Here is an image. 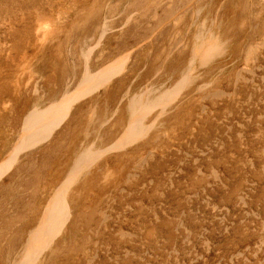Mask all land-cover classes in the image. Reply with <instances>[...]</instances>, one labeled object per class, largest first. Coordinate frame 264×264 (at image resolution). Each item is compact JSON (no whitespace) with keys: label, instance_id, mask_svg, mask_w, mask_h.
<instances>
[{"label":"rangeland","instance_id":"rangeland-1","mask_svg":"<svg viewBox=\"0 0 264 264\" xmlns=\"http://www.w3.org/2000/svg\"><path fill=\"white\" fill-rule=\"evenodd\" d=\"M111 1L0 0V162L17 142L22 126L43 109L49 100L46 97L59 92L64 80L71 76V47L76 52L74 82L80 80L84 47L91 49L89 38L96 41L101 35L98 26L103 19H109ZM151 1L154 2L134 0L124 14L113 17L117 26L127 13L135 14L141 24L138 33L143 37L160 29L152 46L132 53L128 60V66L137 70L134 73L142 86L146 76L151 78L153 69L161 64L163 48H169L177 27L198 25L204 39H213L207 26L216 19L215 8L210 13L209 9L204 10L209 6L196 7L193 0H174L159 8ZM40 17L58 28L54 40L42 49L38 44ZM236 19L240 25V16L226 13L223 24L218 23L212 57H207V51L200 54L199 49L177 52L169 74L179 98L170 103L161 118L154 120L155 111L145 117V148L129 157L114 154L102 161L100 158L95 162L97 172L93 177L87 180L83 175L77 179L74 186L85 184V189L68 210L67 215L72 218L66 215V230L63 235L61 231L57 234L58 253L50 264H264V49L259 50L255 64L246 57L251 45L263 41L264 29L259 35L249 34L243 26L233 31L229 25ZM134 25L128 27L129 42H134ZM109 35H101L103 40L106 38L102 46L91 51L93 60L99 53L112 52V47L106 51L104 48ZM139 80L130 84L134 85V96L142 87ZM160 81L169 83L162 76ZM195 81L202 85L198 92ZM36 86L38 93L33 92ZM151 96L157 97L158 93ZM149 98L144 103L154 101ZM180 99L184 102L182 107ZM101 107L103 104L98 102L97 110ZM102 131L106 136H102ZM80 132L64 135L62 144L52 153L42 151L43 147L19 155L18 164H24L21 171L15 167L8 171L11 174L5 186L0 187V224L12 235L7 241L0 238V264L5 263L8 252L21 249L23 235L35 229L31 227H38L49 212L46 197L72 170L74 162L68 157H82L86 146L83 140L92 139ZM110 133L100 129L94 139L107 142ZM80 162L83 160H77ZM49 185L54 189L49 190ZM43 203H47L45 208L31 212L34 205Z\"/></svg>","mask_w":264,"mask_h":264},{"label":"bare ground","instance_id":"bare-ground-1","mask_svg":"<svg viewBox=\"0 0 264 264\" xmlns=\"http://www.w3.org/2000/svg\"><path fill=\"white\" fill-rule=\"evenodd\" d=\"M173 1L174 0H154V2H152V1L151 2L154 3L155 8H159L161 6H164L166 3L171 4ZM133 2H134V0H112L111 1V5L107 9V11L109 13V19H103L102 18L103 20L100 23V25L98 26V29H99L101 35L105 34L106 32L110 33V35L108 36V39L106 40V42L108 41V43H107V45L104 46V48L106 51V48L112 47V52L107 50L108 52H106V54L105 53L104 54L99 53L95 57V59L93 60V58L91 56L92 55L91 51L97 49V47H99L100 45L102 46L104 44L103 41H105L106 37L103 40V36L98 35L99 37L96 41H95V38H89V43H92L93 47L91 49H89L87 46L84 47V51H83V54L81 57V59H83L84 63L82 65L83 68H82L80 80H78L77 82H74L76 75H77L76 74V69H77L76 68V60H75L76 52H75V48L74 49L72 47L70 48L69 57L71 60L70 59H68V60H70L72 63L70 66L71 76L65 80L63 79L64 82L62 83V86H60V87H62L60 89V91L57 93H54L52 95V97H46L49 100H47V102L43 105V109L40 112L34 113L31 116V118L26 122V124L24 126H22L23 128L21 129V131L18 134L17 142H15L11 151L9 150L10 151L9 154L6 157H4L5 159L1 160V162H0V187L3 188L5 186L4 182H5L6 178L9 177V175L11 174V172L8 173V171L12 170L15 167V169L18 172H20L21 168H23V166H24V164H18L19 163L18 162V156L19 155L24 154V153H29V152H32L34 150H39L43 147L44 148L42 149V151L47 152V153L48 152L52 153L56 149V147H59L62 144V142L64 140L63 136L64 135L68 136V134L73 133L74 130L81 131L80 133L84 134L85 138H88V137L92 138V139H89V141L87 139L83 140V142L86 143V146L84 148V151H83L84 153H83L82 157H80L78 155L77 156L72 155V156L68 157V158H70V160H72L71 162H74L73 167H71L72 170L66 172L65 178H61V182H60V184L59 183L57 184L56 189L54 190L53 194L48 195L46 197L47 200L49 201V207H48L49 212L44 216V218L41 221L39 220L40 224L38 227L37 226L31 227V228H33V229L35 228V229L32 232H29L27 235L25 234L26 235L25 237L23 235L22 238L24 239V243L22 242L23 245L21 244L22 247L20 250L17 249L18 251L16 250L14 252V250H13V251L8 252V254L5 258L4 264H50L52 256L54 254L56 255L58 253L57 234L59 231H61V234L63 235L64 234L63 232H65V230H66V224H67L66 215L68 212L70 213V211H68V210L75 206L74 204L77 202L78 195H80L84 191L83 189H85V187H84L85 184L83 185V187L81 186L78 188H76L74 186L75 183L77 182V179L83 175H84V177L85 176L87 177V180L89 178L93 177L94 174H96V172H97V170H95L96 169L95 168V162H96V160H98L100 158L102 161L103 157L104 158L105 157H113L114 154H124L123 156L129 157V156L133 155V153H135L136 151H139V150L141 151L145 148L143 138L145 137V133L148 130V126L146 124H144L145 123L144 122L145 117L151 113L150 111H155V113L157 114V117L154 120L161 118L163 115H165V113H167L166 109L168 107H169L168 109H170V106H169L170 103L172 101H174L175 99L179 98L177 96L178 93L176 91L177 90L176 86L174 85V87L172 88V83L170 82L171 76L169 74V69L174 64V61L176 60L175 57H176V54L178 51H179L178 53H182V52L184 53L185 49H188V48H190L191 50L192 49H199L200 54L205 55V53L209 52L207 57H210V56L212 57L213 56L212 50L214 49V51H216V47H214V43L212 44V40H215V38H217L216 36L218 35L217 34L218 33L217 32L218 31V23L221 22L220 24H223L224 14H226V13L234 14V16L238 15V16H240L241 19H243L240 22V25H238L237 19L235 21H233L231 25H229V28H232L231 30H233V31H235L236 28H239L238 26H243L248 30L249 34L259 35L261 33V31L264 29V23H263L264 22V20H263L264 19V17H263L264 16V0H213V1L212 0H193V4L196 7L202 6V5L209 6V7L204 8V10L209 9L208 11L210 13L215 8L213 11V14H214V18H216V19L213 21V23H211L210 25L207 26L208 27V34L212 35L213 39H212V37H210L211 40L209 38L204 39L201 36V32H199V30H198V27H197L198 25H194L192 27H190L189 25L177 27L176 25H178V24L174 23V25L177 27V31L174 30L175 32H174L173 38L171 39L172 41L170 44H168L169 48L168 49L163 48V51L161 53V56L163 57V59L161 60V64L156 65L157 67L159 66L161 70H157L158 68L155 66L156 68H154L152 71L153 72L152 77L150 78V77H148V75L147 76L145 75L147 77V81L144 83V86H142L143 82L140 83L139 76L134 73L137 70L135 69V67H132V65L128 66L129 65L128 60L131 57L132 53H137L139 50L143 49L147 45L152 46L154 44L152 39H153V37H157L155 35H158V33H160L159 32L160 29L158 32L152 31L151 34L147 35L146 37L140 36L138 32L140 31L141 24H140V22H138V20H136L135 14H130V13L129 14L127 13V15L121 20L119 25L115 26L113 24L114 23L113 17L117 16L118 14H124V12L126 10H128V5H130ZM192 8H194V6H192ZM170 9H172V7H170ZM18 18H19V16H18ZM39 23H40L39 24V30L41 32V37L38 39V44L40 46V49H42V48H45L47 46V44L50 43L51 40H54L55 33L57 32L58 28H56L48 20H45L43 17L39 18ZM133 23L135 24L134 28L136 30L133 33L131 38L133 39L134 42H129L128 40H126L127 35L129 34L128 33L129 32L128 27ZM223 27H224V25H223ZM214 36H215V38H214ZM90 37H92V36H90ZM137 38H139V39H137ZM260 49H264V39H263V41H261L260 44L251 45V47H249V49H248L249 51H248L246 57L250 58V62L252 64H255V60H256L258 54L260 53L259 52ZM164 54H165V56H163ZM104 55H106V56H104ZM219 57H220V55H219ZM23 58H24V56L22 57V59ZM156 58H158L160 60V56H157ZM209 60H211V59H209ZM232 68H234V67H232ZM194 70H195V68H194ZM226 70L230 71V69H226ZM245 70H246V68H245ZM209 73H210V70H209ZM131 76H133V77H131ZM160 76H162L164 79L169 80V83L164 84L165 83L164 81H160ZM238 77L240 78L241 76L238 75ZM213 79H215V78H213ZM133 80H139L138 83L142 86V87H140L141 89L139 90L138 95H135V96L133 95L134 88H132L134 85H132V86L130 85ZM178 81L180 82V80H178ZM189 81H190V79H189ZM14 82H15L14 85L17 86V84H16L17 81L15 80ZM152 83L155 84L156 86L158 85V87H156ZM199 85H200V83L199 82L197 83V81H195L196 92H198V90L201 89L200 86H202V85H200V86ZM180 86L181 85L179 84V87ZM185 86H187V85L185 84ZM153 88H154V91H153ZM33 92L38 93L37 86L35 87ZM149 93H150V96L153 93L154 94L158 93V96L157 97L151 96L149 98ZM222 93L223 92H214V94H216V95H221ZM192 94H195V93H192ZM187 96H188V94H187ZM147 97L149 98L148 100H154L155 102L154 101L153 102L148 101L147 103H144V99ZM228 101H230V100H228ZM98 102H101L103 104V107H101V110H99V111L97 110ZM178 103H179V107H182L181 105L184 102H182V100L180 99V102L178 101ZM108 104H111L110 107L112 109H110L108 107L109 106ZM127 104H128V106H127ZM171 107H172V105H171ZM85 108H86V110H85L86 112H85V116H83L82 114H83ZM182 111H183V109H182ZM152 115L154 116L153 113H152ZM175 123L176 122H174V124ZM155 124H156V122H155ZM152 125H154V124H152ZM237 126H241V125H237ZM155 128H157V126ZM100 129H105L107 131V133H109V131L111 132L110 133V134H112L111 137H109L108 139L105 140L107 142H103L101 139H97V138L94 139V137H96L95 135H97V132ZM184 129H185V127H184ZM151 133H153V132H151ZM101 134H102V136L103 135L106 136L104 131H102ZM71 137H72V135H71ZM158 140H160V139H158ZM172 141H174V140H172ZM151 142H153V140H151ZM145 143H147V142H145ZM76 145H77V143H76ZM159 146H161V145H159ZM67 150H68V148H67ZM70 150H71V148H70ZM165 151H167V150H165ZM79 153H81V152H79ZM153 156H154V154H153ZM155 156H156V154H155ZM119 158H121V157H119ZM66 159L67 158H65V160ZM80 159H82L83 162L77 163V160H80ZM145 161H146V159H145ZM67 163H69V162H67ZM131 163H133V162H131ZM126 164H128V163H126ZM135 165H136V163H135ZM146 165L148 166V164H146ZM111 166H112V164H111ZM100 167H102V166H100ZM159 167H161V166H159ZM66 169H67V167H66ZM13 175H15V174H13ZM62 175H63V173H62ZM130 175H132V174H130ZM55 177H56V175H55ZM57 178H59V177H57ZM53 180H56V179L54 178ZM81 180H83V177L81 178ZM22 181H23V178H22ZM45 182H46V180H45ZM54 182H57V181H54ZM99 182H98V184H99ZM10 183H12V182H10ZM82 183H85V180L81 181V184ZM120 183H121V181H120ZM45 184L47 185V182ZM10 186H11V184L6 185V189H8ZM52 186L53 185H49V190L54 189V187L52 188ZM134 186H137V185H134ZM100 187H102V186H100ZM33 188H34V186H33ZM47 189H48L47 186L43 187L44 191H46ZM36 190H37V188H36ZM112 190H113V187H112ZM116 190H118V189H116ZM73 192H75V194ZM71 193H73L74 195L70 196ZM100 194H99V196H100ZM23 195H25V193ZM96 195H98V194H96ZM31 197H33V196H31ZM40 197H43L42 193H41ZM71 197H73V198H71ZM46 198H45V200H46ZM16 199H17V197H16ZM100 199H102V198L100 197ZM102 203H104V201ZM46 205H47V203L38 204L37 206L34 205V207H32V209H31V212L34 211L35 208L38 210H41V209L45 208ZM96 211H94V212H96ZM82 216L80 215V217H82ZM106 216H107V214H106ZM19 219L21 220L20 217H19ZM70 220H68V222ZM72 220H74V219H72ZM39 221H38V223H39ZM74 222H75V220H74ZM94 222L95 221H93V223ZM7 223H9V222H7ZM38 223L36 225H38ZM95 224H97V223H95ZM72 225H74V224H72ZM4 227H5V225L3 226L0 224V238L2 237V241H4V240L7 241L8 237L10 238V236L12 234L10 233V231H7ZM21 233H22V231H21ZM94 233H95V231H94ZM17 236H19V234H17ZM17 236H16V239H17ZM0 245H1V243H0ZM3 247H5V246L3 245ZM12 249H13V247L11 248V250ZM57 259H58V257H57Z\"/></svg>","mask_w":264,"mask_h":264}]
</instances>
